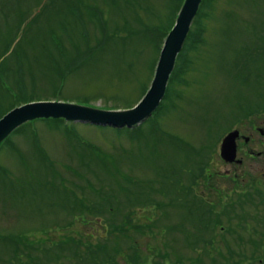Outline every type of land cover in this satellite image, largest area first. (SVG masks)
<instances>
[{"label":"rangeland","instance_id":"obj_1","mask_svg":"<svg viewBox=\"0 0 264 264\" xmlns=\"http://www.w3.org/2000/svg\"><path fill=\"white\" fill-rule=\"evenodd\" d=\"M181 3L0 0V119L28 103L106 112L137 106L154 81ZM207 3L188 38V70L176 75L164 110L144 123L140 140L109 128L36 121L0 147V264H101L102 252L95 261L84 245L73 252L78 239L108 245L105 264L241 262L234 259L238 242L227 221L216 233L228 240L204 246L206 234L193 216L200 206L188 197L191 179H200L195 190L201 195L204 171L224 164L227 131L264 107V0ZM246 171L259 175L264 165L247 164L239 174ZM114 178L119 192H113L137 187L150 198L134 203L126 236L118 232L123 217L102 213L98 219L87 211L106 204ZM98 183L106 185L103 199L90 187ZM221 184L237 187L230 180ZM128 208H119L122 216ZM107 224L119 227L118 241L107 239Z\"/></svg>","mask_w":264,"mask_h":264},{"label":"flooded vegetation","instance_id":"obj_2","mask_svg":"<svg viewBox=\"0 0 264 264\" xmlns=\"http://www.w3.org/2000/svg\"><path fill=\"white\" fill-rule=\"evenodd\" d=\"M238 123L227 131L222 140L231 133L238 134L237 161L241 164L222 161L224 164L216 165V169H207V183L201 187V195L195 191L202 202V222L206 234L203 239H210L213 244L227 241L225 235L216 233L227 221L238 242L239 250L235 255L251 259L252 264H264V173L258 175L246 171L239 174L247 164L264 165V112L258 116L250 111L245 120L241 119ZM221 165L227 168L224 173H221ZM222 180H230L237 187L222 186ZM256 260L259 262L256 263Z\"/></svg>","mask_w":264,"mask_h":264},{"label":"water","instance_id":"obj_3","mask_svg":"<svg viewBox=\"0 0 264 264\" xmlns=\"http://www.w3.org/2000/svg\"><path fill=\"white\" fill-rule=\"evenodd\" d=\"M203 0H185L174 29L165 41L154 81L144 99L132 110L122 112L99 111L65 103H37L17 108L0 121V146L18 129L36 120H65L69 123L133 129L150 119L164 101L177 58L182 52L198 16ZM233 133L222 144L221 157L227 163L237 158Z\"/></svg>","mask_w":264,"mask_h":264},{"label":"trees","instance_id":"obj_4","mask_svg":"<svg viewBox=\"0 0 264 264\" xmlns=\"http://www.w3.org/2000/svg\"><path fill=\"white\" fill-rule=\"evenodd\" d=\"M184 0H181V2L182 3H184L183 2ZM181 3V6H180V8H179V10L181 9V7H182V4ZM207 3V0H204V2H203V5H202V8H201V10L204 8V6H205V4ZM208 4V3H207ZM201 10H200V14H202V12H201ZM203 11V10H202ZM179 12V11H178ZM200 14H199V16H198V18H197V20H196V22H195V24L194 25H200V22H198V19H199V17H200ZM174 26V25H173ZM171 31V30H170ZM191 34H192V32H191ZM190 34V35H191ZM167 37V36H166ZM191 38L192 37H190V39H188V42L186 43V45H185V48H184V51H183V53L179 56V59H178V63H177V66H176V70H175V72H174V74H173V76H172V78H171V82H170V85H169V89H168V94H167V98H166V100L170 97V95H171V93H172V89H171V87H172V85L174 84V82H175V80H176V75L177 74H179V73H181V71H183V69L185 68V70H188V61H187V57H188V51L190 50V46H189V42H190V40H191ZM100 41V40H99ZM98 41V42H99ZM195 43V42H194ZM99 44H101V41L99 42ZM184 67V68H183ZM147 91V90H146ZM139 102V101H138ZM137 102V103H138ZM163 108H161L160 110H159V113L161 112V110H164V106H162ZM13 109V108H12ZM262 109H264V107L263 106H258L256 109H254V110H251V111H253V113L254 114H256V113H259L260 112V110H262ZM244 120H245V118H244ZM45 122H49L50 124L51 123H56V124H58V125H63V126H65V127H67V125H66V123L64 122V121H62V120H58V121H53V120H49V121H45ZM32 124H29V125H27V126H31ZM26 127V126H25ZM24 128V127H23ZM23 128L22 129H20V130H18L16 133H19V132H23L24 130H23ZM113 131H115V132H119V133H121V132H125L126 134H128L129 136H131L132 137V139L133 140H140L141 139V137H143V132L141 131V129H138V130H136V131H130V130H127V129H125V130H122V131H117V130H113ZM15 133V134H16ZM9 140V139H8ZM8 140L6 141V143L8 142ZM84 140H82V142H83ZM88 148H92V147H89V146H87ZM87 152V151H86ZM89 152H91V154H93L94 152H92V150H88V152L87 153H89ZM87 156V155H86ZM115 160V159H114ZM100 161H102V160H100ZM104 163H106V161H104ZM204 169V168H203ZM208 169H209V167H208ZM205 170V169H204ZM1 172H5V169L4 168H2V167H0V173ZM205 173H203L202 174V179H203V177H204V180H206V177H208L207 176V170L206 171H204ZM192 180V183L190 184V187H194V192L196 191L195 189H198L199 188V181H200V179H198V177H197V179H191ZM126 182L128 181V180H125ZM207 181V180H206ZM108 187H110L111 188V191H112V194L111 195H108L107 196V200H106V204H104V205H98V206H96L95 207V209H92V208H87V211H91V210H94V212H96L97 213V215H98V219H99V217H100V214H102V213H109L112 217H113V219L112 220H116L117 219V217H123V219H124V221H125V223L123 222V225L122 226H119L120 227V229L118 230V232H121V233H119L120 235L121 234H123V233H125L126 231L124 230L125 229V227L130 223L129 221H132V219H131V216L132 215H134L133 214V212H132V208H134V203L136 202V203H138V200L140 199L141 201H142V199L143 198H145L143 195H144V193H143V191H141L140 189L138 190V188L137 187H135V191L131 188V189H129L128 188V186H126L125 188H122V191H123V193H124V195H119L118 193H115V192H113V189H115L117 192H119L118 190H119V184H118V182H117V179L116 178H114L112 181H110L109 183H108V185H107ZM90 187L91 188H93L92 190L98 195V196H100V197H102V199L105 197V194L106 193H104V191H105V189H106V185H103V184H101L100 186H99V183H98V188H95V186L93 185V184H90ZM137 188V189H136ZM184 188V187H183ZM183 188H180L179 190H181V189H183ZM136 190H138V191H136ZM182 191V190H181ZM118 197H120V198H122V199H120V201H121V203H119V201H118ZM123 197L126 199V201L124 202L123 201ZM192 197H191V195H190V199H191ZM124 199V200H125ZM145 199H147V200H149L150 198H145ZM189 199V197H188V200H190ZM141 201H140V203H141ZM124 206H125V208H127V207H129L128 209L130 210V214L127 212V215L125 216H122V209H119V208H121V207H123L124 208ZM101 207H110L109 209H104V210H101ZM119 207V208H118ZM116 212H119L118 214L116 213ZM196 214H194V216H195ZM111 219H107L106 220V222L108 223V221L109 220H111ZM127 221V222H126ZM111 222V221H110ZM122 224V223H121ZM195 224H197V226H195L196 228H198V230H199V228L201 229V226L203 227V224H202V222H198V221H196V223ZM108 225V228L107 227H105V225H102L103 227V231L105 230V234H107V239H109V237L111 236L114 240H119V236H117V232H115L114 233V229H118L119 227H114L112 224L110 225V224H107ZM92 226H94V225H92ZM151 224L150 223H148L147 225H146V227L144 228L145 230L146 229H150L151 227ZM83 227H86V226H83ZM87 229H89L90 227H86ZM138 230H140V229H138ZM124 236H126L125 234H123ZM89 239V238H88ZM92 239H94V238H92ZM106 239V241H108ZM79 241H76V242H74V248L75 249H73V252H75V251H77L76 249H78V247H80V246H82V245H84V247H86L88 250V252H89V256H88V258H90V259H92V258H94V261L96 260L95 259V257H98V253H103V258H101L100 259V261H101V264H105V263H108L107 261H105V260H108V259H106V257L107 256H109L110 255V253H109V246L108 245H94V244H92V242H90V241H88V243H83V241H82V239H78ZM91 240V239H90ZM83 243V244H82ZM118 242H116V244H117ZM87 245V246H86ZM95 249L96 250H98V252L97 251H95ZM116 254H118L117 252H116ZM79 256V254H77L76 255V257H78ZM119 256H121V254H119ZM99 258V257H98ZM139 258V257H138ZM82 259H84V258H82ZM115 260V259H114ZM112 261L111 260V264L113 263V262H115V261ZM136 261H138V259L136 260ZM245 262V261H244ZM95 264H97V263H95Z\"/></svg>","mask_w":264,"mask_h":264}]
</instances>
